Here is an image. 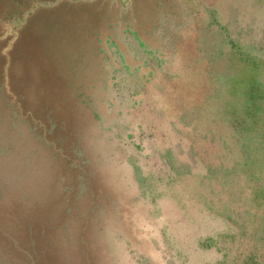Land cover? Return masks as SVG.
<instances>
[{"label":"rangeland","instance_id":"1","mask_svg":"<svg viewBox=\"0 0 264 264\" xmlns=\"http://www.w3.org/2000/svg\"><path fill=\"white\" fill-rule=\"evenodd\" d=\"M0 264H264V0H0Z\"/></svg>","mask_w":264,"mask_h":264}]
</instances>
